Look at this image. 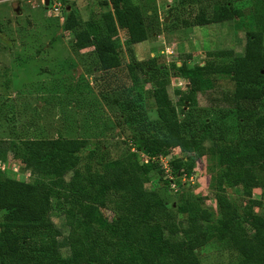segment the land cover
Instances as JSON below:
<instances>
[{"label":"rangeland","instance_id":"1","mask_svg":"<svg viewBox=\"0 0 264 264\" xmlns=\"http://www.w3.org/2000/svg\"><path fill=\"white\" fill-rule=\"evenodd\" d=\"M134 1L143 16L146 39L129 45L121 20L113 14L108 20L102 18L111 11L109 0H63L59 14L48 12L47 6L44 9L42 0H0V179L36 180L22 163L28 141L84 139L86 146L78 154L77 167L89 165L101 171L106 163L135 152L130 146L132 138L167 136L152 97L153 89L160 85L175 107L183 137L198 138L204 147L211 137L233 141L253 135L264 138V128L253 127L255 119L264 117V97L257 104H243V111L238 112L237 104L223 99L230 97L234 83L221 72L223 65L242 55L245 34L255 31L254 16L264 14V0ZM227 2L235 14L232 19L194 25L201 13L208 16ZM68 11L77 21L72 31L63 28ZM86 27L101 32L105 27H115L112 42L120 61L117 68L101 71L90 43L82 48L74 45L75 32ZM196 69L202 70L198 78L207 83L184 103L181 96ZM136 155L141 161L143 154ZM181 155L174 150L166 159ZM202 155L190 161L192 170L202 171L204 178L194 174L188 188H181L178 195L167 188L156 170L140 175L143 187L158 194L178 226L185 224V215L178 207L198 198L206 209L215 212L212 220L217 218L213 192L207 187L208 170L214 163L206 152ZM29 157L36 159L35 153ZM68 177L52 182L53 187ZM260 183L258 188H231L227 193L239 211L250 207L252 216L264 225V175ZM113 198L107 195L106 206L101 209L108 218L113 216L109 202ZM68 207L62 200H51L47 218L52 227L48 232L13 229L12 233L26 235L25 241H39L42 248L51 241L58 242L60 254L67 256ZM126 239L130 244L134 241L133 236ZM87 256L88 264H104V256L90 250ZM194 262L231 264L233 254L219 249L213 237L203 238L193 257L187 259V263ZM0 264L5 262L0 260Z\"/></svg>","mask_w":264,"mask_h":264},{"label":"trees","instance_id":"2","mask_svg":"<svg viewBox=\"0 0 264 264\" xmlns=\"http://www.w3.org/2000/svg\"><path fill=\"white\" fill-rule=\"evenodd\" d=\"M109 3L111 11L102 18L108 20L113 14L121 20L127 44L145 41L143 16L135 1L109 0ZM209 14L201 13L194 25L228 21L235 15L228 2ZM254 19L255 31L245 34L242 55L221 67V72L229 75L234 83L230 97L223 99L237 104L238 112L243 111L240 109L243 104H257L264 97V14H256ZM76 27L77 21L68 11L63 28L72 31ZM114 32L115 27H105L104 32L86 27L75 32L74 45L82 48L90 43L99 69L109 71L120 65L112 42ZM201 72L200 69L191 72L186 92L181 96L184 103L207 83L198 78ZM152 97L156 116L167 136L132 138L130 146L135 152L106 163L101 171L92 170L89 165L77 167L78 154L86 146L84 139L57 137L24 144L22 163L36 180L0 179V216H3L0 260L5 264H88L90 250L104 256V264H199L187 263V259L193 257L203 238L213 237L219 249L233 254L231 264H264V225L252 216L250 207L239 211L240 207L227 193L231 188L260 187L264 175V138L253 135L233 141L211 137L204 147L202 140L182 136L175 107L164 86L155 87ZM253 127L264 128V117L255 119ZM174 150L182 155L169 160L168 165L179 190L188 188L179 180L183 175L198 174L200 179L204 178L202 171L199 174L192 170V159L204 156L203 152L212 159L214 168L208 170L207 187L214 196L215 220H212L215 212L206 209L198 198L178 207L185 215V224L178 226L158 194L143 187L140 175L156 170L164 176L157 162L151 159L167 156ZM30 153H35V160L30 159ZM136 154H143L141 161ZM144 157L148 158L146 163ZM67 175L68 179L55 189L52 182ZM162 180L168 188V179ZM107 195L114 196L109 201L111 218L101 213ZM55 198L69 204L66 212L69 232L64 239L67 256L60 254L58 242L51 241L48 247L42 248L39 241H25L26 235L17 237L12 233L13 229L50 231L52 225L47 215ZM127 236L134 237L131 244Z\"/></svg>","mask_w":264,"mask_h":264},{"label":"built area","instance_id":"3","mask_svg":"<svg viewBox=\"0 0 264 264\" xmlns=\"http://www.w3.org/2000/svg\"><path fill=\"white\" fill-rule=\"evenodd\" d=\"M62 1L63 0H48V2H47L48 12L59 14L61 9L64 8ZM166 157L167 156H157V157H153L151 160L157 162L158 168L163 170V174H164L163 178L168 179V184H169L168 188L172 192L176 193L179 190V188L174 183V178L170 174V169H169V165H168L169 158L166 159ZM143 161L146 163L148 161V158L144 157ZM196 175H198V174H196ZM193 176H195V175H190L189 177H185L183 175L179 178V180L182 184H185L186 186H188L189 185L188 181L191 180V178Z\"/></svg>","mask_w":264,"mask_h":264},{"label":"water","instance_id":"4","mask_svg":"<svg viewBox=\"0 0 264 264\" xmlns=\"http://www.w3.org/2000/svg\"><path fill=\"white\" fill-rule=\"evenodd\" d=\"M42 2H43V8L46 9L48 0H42Z\"/></svg>","mask_w":264,"mask_h":264}]
</instances>
